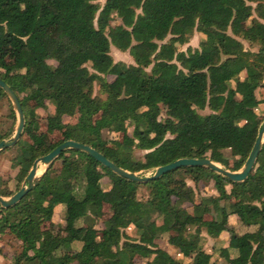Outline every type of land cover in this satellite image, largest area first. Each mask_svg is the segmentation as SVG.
<instances>
[{
    "label": "trees",
    "instance_id": "obj_1",
    "mask_svg": "<svg viewBox=\"0 0 264 264\" xmlns=\"http://www.w3.org/2000/svg\"><path fill=\"white\" fill-rule=\"evenodd\" d=\"M191 30L197 46L178 49ZM110 45L133 62L113 60ZM0 78L24 120L18 139L0 149H16L14 189L0 182V195L68 138L130 171L183 156L235 170L260 125L255 109H264V0H0ZM54 131L58 138L47 137ZM58 204L60 232L49 235ZM229 214L242 228L230 226L224 245L204 248L202 232L217 237ZM4 234L15 242L9 264H264V140L239 181L185 165L138 182L65 148L19 200L0 206ZM160 236L188 260L158 244Z\"/></svg>",
    "mask_w": 264,
    "mask_h": 264
},
{
    "label": "water",
    "instance_id": "obj_2",
    "mask_svg": "<svg viewBox=\"0 0 264 264\" xmlns=\"http://www.w3.org/2000/svg\"><path fill=\"white\" fill-rule=\"evenodd\" d=\"M0 88L3 90L5 95L8 97V99L11 101L12 108L14 110V113L16 115V124L13 129V132L8 138H1L0 139V149L6 146L12 145L20 136V133L22 131V127L24 124L23 120V114L20 107L19 99L15 92L0 78ZM264 129V119L259 125V128L256 133L255 140L245 157L243 163L241 166L236 170H230L228 168L223 167L218 162H215L208 157H178L175 158L169 162L159 164L155 166L150 174H143L139 175L134 171L127 170L117 164H115L113 161L105 157L101 152L93 148L92 146L73 140V139H64L61 142L57 143L55 146H53L50 150L47 152L35 157L32 160V163L22 181V184L14 190L11 194L7 196L0 195V206H8L10 204H13L17 200L21 198V196L32 187L33 180L38 178L47 168L48 164L54 160L59 152L65 148H75L78 150L84 151L86 154L92 156L94 159H96L99 163L102 165L108 167L112 172L115 174L124 176L126 178L143 182L151 178H155L159 174L178 167V166H185V165H199L204 166L206 168L215 170L218 173H221L225 176H227L229 179L234 181H239L245 178L246 174L251 169L253 162L255 160L256 154L260 148L261 142H262V133ZM43 164V169L36 173L37 163Z\"/></svg>",
    "mask_w": 264,
    "mask_h": 264
},
{
    "label": "rangeland",
    "instance_id": "obj_3",
    "mask_svg": "<svg viewBox=\"0 0 264 264\" xmlns=\"http://www.w3.org/2000/svg\"><path fill=\"white\" fill-rule=\"evenodd\" d=\"M97 1L99 3H102L103 0H97ZM56 30H57V27L55 25H50L47 27V33L48 34H54L56 32ZM167 38H168V34L164 37L163 40H166ZM199 39H200V35L195 30H191V32L189 33L188 41H186L183 44H177V48L178 49H185V47L187 45H189L191 47H195V46H197ZM242 42H243V46L245 48H252V49L256 48L255 45H249L245 40H243ZM158 43H159V41H155L156 45ZM109 53H110L113 60H122L125 63L133 62L131 59V56L128 54L127 50L120 51L119 49L115 48L113 45H110L109 46ZM96 88H97V86L94 83L92 85L93 92L98 93V95H100V96H103L102 94H100L99 92L96 91ZM10 108L13 110L11 101L8 99V97L6 96V97L1 98L0 99V129L2 131H7V133L5 134V136L3 138H8L11 135V133L13 132V129L15 127V124H16V115L14 113V110H13L14 116L11 117L9 115ZM162 110H163V107L161 106L159 116L163 115ZM255 110L257 112L256 117L259 120V124H261V122L264 119V109L261 106H258V107H256ZM208 111L209 110L207 108H204L202 110H198V112H200V113H205ZM38 112H39L38 113L39 116H41L43 114L40 112V110ZM126 127H127V131H128L129 127L128 126H126ZM39 130L36 131L37 134L40 132ZM124 132H126V131H124ZM103 134L105 136L109 137L108 134H106V133H103ZM58 136H59L58 133L55 131L53 133L47 134V137H49L53 140L58 138ZM24 137H26V136H24ZM263 140H264V129H263V133H262V141ZM15 151H16V149H14V147H9V148L0 150V182L10 189H14V180H13V178H11V176H13V174L15 173V168L10 167L9 158L15 153ZM143 151L144 150L134 148L132 154L135 158H141ZM224 153H227V151H224ZM53 164L56 166L55 161ZM152 170H153V168H149V169L139 168L134 172H136L139 175H143V174H150L152 172ZM185 180L188 184L193 186V182L190 179L186 178ZM22 181L23 180H21L18 183L17 188L22 184ZM99 183H100V186L106 187L109 184V180H108V178H103L99 181ZM194 189L197 190V186H195ZM200 189H202V191L205 190L202 188V186H200ZM206 190L207 191L211 190V188L209 187V183H208V187H206ZM145 192H146L145 186L139 185L138 190H137L138 196H143ZM2 196H7V195H2ZM61 206H63V205H61ZM62 208L63 207H60V208L58 207V208L54 209L53 214H52V218H51L52 220H50V222L46 223V225H45L46 231L49 235L60 232L58 226L62 222ZM104 209L106 211V206L104 207ZM231 222L233 223L232 218L230 219V222L226 225V227L223 228L222 233H220V236L222 238L224 236L228 235V233H229L228 228H229ZM238 224L240 225V223H237V226H239ZM94 225L100 226L101 225L100 220L96 219ZM221 237H220V239L218 238L219 241H221ZM157 243L163 247L170 248V251L175 256H177L176 253H174V249L166 243L165 238L163 236H160V238L157 239ZM212 243H213L212 238H207L206 236H204V239L202 242V246L204 248H209V246ZM73 246L77 247L78 243H74ZM14 247H15V242L12 240L11 237H9L8 234L0 235V257L2 258L1 259L2 262L0 264H9L7 261V258L9 257V254H11L12 251L14 250ZM181 259L182 260H188L186 257H182ZM217 261L219 262L220 260L218 259ZM136 264H145V260H139Z\"/></svg>",
    "mask_w": 264,
    "mask_h": 264
},
{
    "label": "crops",
    "instance_id": "obj_4",
    "mask_svg": "<svg viewBox=\"0 0 264 264\" xmlns=\"http://www.w3.org/2000/svg\"><path fill=\"white\" fill-rule=\"evenodd\" d=\"M108 186V185H107ZM106 186V187H107ZM60 208V207H63V206H61V204H58V205H56L55 207H54V209H56V208ZM233 219V223L231 222V224H230V226H235V228L236 227H239V228H241V225H239V226H237V223H239L238 222V220L236 219V216L235 215H233V214H229L228 215V217H227V224L230 222V219ZM226 224V225H227ZM226 225H225V227H226ZM229 226V227H230ZM229 229V228H228ZM223 230V229H222ZM222 230L220 231V233H222ZM220 233H219V235L217 236V237H215V238H212V244H216V245H224L225 244V242H226V240H227V237H228V235H226V236H224L223 238L220 236ZM202 234L204 235V236H206L207 238H211V237H209V236H207L204 232H202ZM220 237H221V241H219L218 240V238L220 239ZM219 241V242H218ZM167 243V242H166ZM168 244V243H167ZM168 245H170V244H168ZM171 246V245H170ZM173 249H174V247L173 246H171ZM165 249H167L174 257H176V258H181V256H180V254H178L176 251H175V249H174V253H176V255L177 256H175L171 251H170V248H166V247H164ZM231 251V253H232V250H230ZM2 258L0 257V263L2 262V260H1Z\"/></svg>",
    "mask_w": 264,
    "mask_h": 264
},
{
    "label": "bare ground",
    "instance_id": "obj_5",
    "mask_svg": "<svg viewBox=\"0 0 264 264\" xmlns=\"http://www.w3.org/2000/svg\"><path fill=\"white\" fill-rule=\"evenodd\" d=\"M43 169V164L42 163H37V168H36V173H38L39 171H41Z\"/></svg>",
    "mask_w": 264,
    "mask_h": 264
}]
</instances>
